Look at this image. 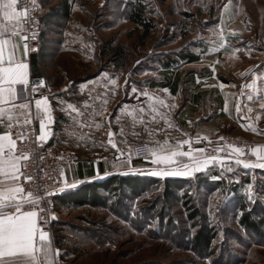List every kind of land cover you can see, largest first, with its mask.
<instances>
[{"label": "rangeland", "instance_id": "374dc122", "mask_svg": "<svg viewBox=\"0 0 264 264\" xmlns=\"http://www.w3.org/2000/svg\"><path fill=\"white\" fill-rule=\"evenodd\" d=\"M128 3L140 5L145 17L152 21V28L146 35L141 26L128 18L125 10ZM50 30L52 33L48 34L46 40L48 48L42 77L47 91L45 96L52 94L51 97L59 100V103L55 101L57 109L63 111L59 115L62 119L64 115L66 119V126L58 129L57 147L75 149L81 157L103 158L115 168H120L124 163L133 165L139 160L132 155V146L136 142H145L149 148H154L157 142L168 141L171 144L178 137L173 126L176 108L173 111L174 99L169 89L144 88V80H158L162 74L165 78L173 77L176 65L180 63L178 56L172 58V53L186 52L188 49L204 53V57L214 60L216 69L226 79L233 78L238 64L243 65L239 58L245 59L246 65L252 63V66L264 61V0H78L64 29L53 25ZM233 33L240 42L236 46L239 51H232L239 58L219 60L217 56L216 61L217 52L230 42L227 38L235 37ZM221 43L224 44L223 48L220 47ZM109 47L115 48L114 51L104 55ZM95 53L97 61L93 57ZM166 59L169 61L168 71L157 73V67L162 66ZM195 67V64H185L181 68L183 81ZM105 73L107 76L103 75ZM141 73L142 76H139ZM112 79L116 80V85L110 83ZM134 80L140 81L141 86L134 84ZM128 81L134 83L125 93V83ZM67 83H71L72 87L69 90L73 94L71 101L62 100L66 94L59 91V86ZM133 88L136 89L135 93L132 92ZM144 92L153 99L142 95ZM107 97L111 99L107 100ZM141 98L142 102L139 103ZM157 98L163 100L167 107L161 106ZM85 104L89 106L86 108ZM149 104L166 116L171 127L160 115L150 113ZM68 105L79 109L83 115L77 116ZM124 105H127L129 112L135 109L137 117L141 115L139 108L145 109L146 134L140 140L133 136L139 122L134 123L133 117L121 110ZM104 114L111 121L114 116V123L111 124L116 129L125 125V135L118 138L120 151L109 148L110 151L95 152L90 148L86 150L88 148L83 145H101L107 140L103 135L104 130H100L97 136L89 135L93 125L102 126L106 118H101ZM153 115L156 120H152ZM130 119L131 127H128ZM93 121L99 123L94 124ZM80 131L85 134H79ZM214 145L218 146L215 142ZM250 148H242L244 155H249ZM121 153L122 161H116V155ZM147 159H152L151 153L144 161ZM177 161L181 163L184 160L180 158ZM237 167L223 165V171L219 173L220 176L217 175L221 178L209 179L208 183L199 184L198 187L190 186L192 205L201 209L206 222L216 231L215 255H199L187 242L177 238L184 229L188 233L194 231V224L187 219L180 201L167 208V215L171 214L174 222L171 232L168 227L166 229L165 220L160 223L150 216L149 211L148 218L142 219L134 216L132 210L133 214L125 221L122 219L124 215L113 213L109 208L61 210L59 205L56 219L61 221H57L60 228H56L54 233L59 247L63 249L61 264H226L228 259V264H264V236L248 233L238 221L242 207L256 213L264 210V169L237 170ZM222 180L224 183H219ZM156 187L152 184L151 189ZM158 193H149L139 200L124 197L120 199L121 204L115 207L122 213L124 207L129 205L132 209L149 205ZM157 204L160 206V201ZM131 223L142 226L141 230H136ZM53 228L54 224L51 230ZM65 228L71 231L78 228L80 234L71 236V232ZM186 232L182 233L183 238Z\"/></svg>", "mask_w": 264, "mask_h": 264}, {"label": "crops", "instance_id": "0c3cea01", "mask_svg": "<svg viewBox=\"0 0 264 264\" xmlns=\"http://www.w3.org/2000/svg\"><path fill=\"white\" fill-rule=\"evenodd\" d=\"M63 0H36V3L39 8V13L42 19V32L41 37L44 39V43L41 45V49L36 52L29 53L27 56V62L30 66V77L40 75L43 76V66H44V60H45V54L47 52L46 47V40L49 33H52L50 30V27L53 25H56L59 29L63 30L64 26L69 22L72 10L74 8V5L77 4L78 0H66L68 4H70V15L68 18L61 20L59 18H56L55 16H51V13L54 9H57L60 7ZM3 22V21H0ZM55 31V29H53ZM235 37L227 38L230 40L226 47H224L220 52L216 54V61H218V57H220L219 60L222 59H229V58H239L235 55V53L232 51L233 49H236L239 45L237 40V35H233ZM235 40V42L233 41ZM237 46V47H236ZM184 52V51H183ZM178 52V53H172V58H175V56H178L179 59H177L180 63L177 64V68L174 71L173 77H166L162 74L161 79H147L144 80L145 87L151 86L155 88H161V89H169V91L172 94L173 97V105L172 107L175 116H174V123L173 126L175 130L177 131L178 137L174 139V142H172V145H175L179 141H183L186 139L192 140V146L194 148H205L206 155H219L221 157H227L228 152L222 151V152H215L213 151L216 146L214 145V140L220 136L223 135H239V136H245L248 139H252L255 141V145L252 146L248 153L249 155H243L239 157L242 160H245L247 162L255 163L257 161V156L252 153V149L260 147L264 149V61L258 62L255 64L254 70L248 75L244 76L245 71L249 68L250 64H245V59L239 58L240 61H242L243 65L238 64L236 68L234 69L233 78L226 79V77H223L221 75L222 73L218 72L216 69V65L214 64L213 59H209V57H204V53H195L194 50L188 49L186 52ZM17 55L19 56L20 53L18 52ZM218 56V57H217ZM93 57L96 59V53L93 54ZM177 57V58H178ZM98 59H96L97 61ZM95 61V60H94ZM163 62V61H162ZM185 62V63H183ZM169 61L168 59L165 60V63H162V66H158L156 71L157 73L159 71H168V65ZM185 64H195V68L191 69L189 73L187 74V77L185 80H182L181 75V68ZM252 66V63L251 65ZM100 71V70H97ZM93 75H91L92 77ZM139 76H142V73L139 74ZM87 78V77H86ZM87 80V79H85ZM256 81V88L259 89L257 92L256 89L247 88L244 87L247 84L252 83L253 81ZM81 82V81H79ZM135 82V83H134ZM134 82L128 81L127 85H125V93L128 90V87L131 86L132 83L137 84L141 86L139 83L140 81L134 80ZM71 84V83H70ZM70 84H63L60 85V93L66 94V96H62V100L65 99L66 101H71L72 93L69 92L71 85ZM131 92V90L129 89ZM252 95L253 99L248 100V96ZM52 94H50V97H48L50 102V110L51 114L54 118V123L49 125L51 130V135L49 140L47 141L48 149L51 153L56 152L60 148L57 146L59 145L57 141L59 140L58 135V129L64 128L66 126V119L63 116L60 117V112H63L62 109H57V103H59V100L54 99L51 97ZM111 99L110 97H107V100ZM130 100V99H128ZM56 101V102H55ZM131 101V100H130ZM19 102H26L24 99H20ZM110 102V101H109ZM142 102V98L139 99V103ZM115 104V103H114ZM237 105H239L240 110L237 111ZM115 107V106H114ZM225 108H227V111H225ZM60 110V111H59ZM127 109L124 110V112H129ZM32 111L35 112V106L34 102L32 103ZM63 114V113H62ZM103 116V117H102ZM101 118H106L103 121V124L100 127H96L93 125V129L90 130L91 136H97L99 135L100 130L103 131V135L107 137V140L104 141L103 144L97 145L96 143H85L83 144L85 148H88L86 150L95 151V152H103V151H110L109 148L112 151H117V149L112 148L110 144H108V132L111 131L114 133L112 136L113 141L116 143L117 148H119V141L118 138L121 135H125V125L123 127H120L119 129H116L114 126H112L111 122H113L114 116L112 121L108 118V115L104 114ZM110 116V115H109ZM129 119V118H128ZM145 121V120H144ZM114 123V122H113ZM248 124H251L256 131H252L250 129H247L246 126ZM38 135H39V121L34 120L32 124ZM128 127H131V119L128 123ZM137 127V123H136ZM147 127V122L141 124L138 123L137 130L133 133V136L137 139H142L145 136L144 128ZM89 132V131H88ZM81 135H84V131H80ZM131 134V133H129ZM200 137V140L197 141L196 138ZM204 137H207V139H203ZM94 140V139H92ZM211 142V143H209ZM164 143V141L161 142V144ZM225 147V146H221ZM62 148V147H61ZM188 146L184 145L183 150L187 151ZM102 149V150H101ZM75 150V149H74ZM246 154V153H245ZM178 158V157H177ZM183 158L184 161H182L180 164L188 163L189 160L187 157H179ZM235 156H233L230 159H225L223 164L220 163H214L209 165L207 169H205L203 172L204 174L210 175L212 178H218L220 176L219 173L223 171V165H230L234 166L236 165L234 160ZM150 159H147L146 161L139 159L138 161H135V164H128L124 163L120 166V168H115L114 166H109L107 161L103 158H95V157H86L82 156V160H80L76 164L67 165L65 167L64 172V188L57 194V196H61L69 191H72L79 187L80 185L88 182L93 181H99L103 180L106 177H108L111 174H137V175H151L152 171L157 170H171L172 168H175L177 165H168V164H152L150 162ZM138 163V164H136ZM237 170L243 168L242 165H238ZM200 173V172H196ZM193 173L192 175H194ZM190 175V176H192ZM219 175V176H217ZM174 175H168L164 177H172ZM187 176V177H190ZM185 177V176H183ZM220 178V177H219ZM65 181L67 182L65 184ZM56 196V197H57ZM57 207L60 205V209L66 210V209H78L81 207H92L97 209H106L104 207H94V206H80V207H73V206H67L59 203V201L56 198ZM59 209V211H61ZM61 222L60 219H55L53 222L54 228L49 231V239L51 242L52 249L59 250V255L56 257L55 264H61L62 258L61 254L63 252V249L59 247V244L57 243L54 230L56 228H60V225L57 226L58 222ZM66 231L68 230L65 228ZM58 230V229H57ZM71 232V236L74 235L77 237L80 232L78 228H75L74 231L68 230ZM58 232V231H56ZM57 236V235H56Z\"/></svg>", "mask_w": 264, "mask_h": 264}, {"label": "snow or ice", "instance_id": "6c2138e0", "mask_svg": "<svg viewBox=\"0 0 264 264\" xmlns=\"http://www.w3.org/2000/svg\"><path fill=\"white\" fill-rule=\"evenodd\" d=\"M35 4V0H31ZM227 7V6H225ZM0 264H55L59 250H53L49 239V233L44 230V218L39 213L45 211L40 208L45 196L55 195L54 191L45 192L41 196L39 189L37 192L26 190L25 184L32 181V176L27 175L24 169L30 159L31 152L21 148L18 142L23 143L29 139L28 129L34 120L39 121V135L36 136L38 145L47 143L50 138L51 130L49 125L54 123V118L50 110V102L47 96L35 98V93L39 87L44 86L41 80L39 85L32 84L30 86V66L27 62V56L32 50L29 47V36L26 35L27 29L25 24L29 21V9L27 6L21 8L18 0H0ZM234 35V33H233ZM35 38V34L32 35ZM223 48L224 44L221 43ZM234 51H239L235 49ZM20 53L18 56L17 53ZM139 63V62H138ZM107 76V74H103ZM112 85H116V80H110ZM244 87L256 89V81L245 85ZM26 95V102H19L20 92ZM165 91H167L165 89ZM135 93L136 89L133 88ZM142 95L152 100L153 97L149 93L144 92ZM248 100H252L249 95ZM161 106H165L163 100L157 98ZM34 102L35 112L32 111V103ZM106 104L107 101L105 100ZM89 105L85 104L87 108ZM77 116L83 114L72 105H68ZM264 107V105H262ZM127 109V105L122 106V111ZM150 113H157L165 123L171 127V123L167 120L163 113H158L156 107L149 104ZM237 105V111H239ZM227 111V108H225ZM141 115L136 116L134 109L127 114L133 117L134 123H145L143 114L144 108H139ZM119 121V117H117ZM152 120H156V116H152ZM82 123V122H81ZM97 124L96 127H100ZM247 129L256 131V129L248 124ZM21 129V131H15ZM30 131H35L30 129ZM114 133L108 132V144L112 148L117 149L116 143L112 136ZM151 135V133H149ZM203 139H207L204 137ZM223 139V138H221ZM197 141L200 137L196 138ZM211 143V142H209ZM187 145V151L183 150ZM213 151H227V157L219 155H206L205 148H194L192 140L186 139L177 142L175 145L157 142V146L149 148L151 153L152 164H168L177 165L171 170L152 171L154 176H190L193 173L204 171L209 165L214 163L223 164L225 159L235 156V164L242 165L243 168H260L264 169V149L257 147L252 149V153L257 156L255 163L247 162L239 157L244 155V150L232 144L225 147L217 146ZM123 154V153H121ZM187 157L189 162L180 164L176 158ZM231 171V168L228 169ZM63 176V173H61ZM67 182L65 181V184ZM54 218V217H53ZM46 223V221H44Z\"/></svg>", "mask_w": 264, "mask_h": 264}, {"label": "trees", "instance_id": "16d2710c", "mask_svg": "<svg viewBox=\"0 0 264 264\" xmlns=\"http://www.w3.org/2000/svg\"><path fill=\"white\" fill-rule=\"evenodd\" d=\"M125 10L128 12V18L143 28L144 35L151 30L152 21L145 17V12L140 5L128 3ZM70 12V4H68L66 0H63L60 7L52 11L51 16L64 20L69 17ZM40 43L38 51L41 49L42 43H44V39H42L41 35ZM114 49L110 47L106 48L103 54H110ZM209 179H212V177L203 172L195 173L190 177L111 174L103 180L84 183L76 189L61 196H57L56 198L59 203L67 206L80 207L89 205L109 208L113 213L124 215L122 216V219L125 221L129 219L131 216L130 214H133V211L134 216H139V218L142 219L146 218L147 212L149 211L151 214L150 216L156 218L160 223L165 220V227L166 229L168 227V231L170 232L174 229V227H172L174 222L172 215H167V212L169 211L167 208L180 201L183 208L186 210L187 219L194 224V231L188 233L184 229L180 231L181 234L178 233L177 238H181L185 243L187 242L189 247L197 254L205 255L204 257H207L208 255H215L214 242L216 240V231L213 226L206 222V218L203 216L201 209L192 205V199L190 197L192 189L190 186L193 187V185H195L198 187L199 184L208 183L210 181ZM219 183L222 184L224 181L222 180ZM152 184H155L158 187L151 189ZM158 191L160 193L153 197L154 201L149 205H140L134 209L129 205L130 207H124V213H121L119 209L115 207L121 204L120 199H123L124 197H127V199L131 198V200H139L144 199L149 193ZM157 201H160V206L157 204ZM241 212L238 221L243 229L254 236H264V210L260 213H256L254 210L246 211V208L242 207ZM131 225L135 229L138 228L141 230L142 226L137 224L133 225L132 223ZM118 232L119 231H117V234ZM184 232H186V235L183 238L182 236ZM229 262L228 259L226 264Z\"/></svg>", "mask_w": 264, "mask_h": 264}, {"label": "built area", "instance_id": "2783aa9c", "mask_svg": "<svg viewBox=\"0 0 264 264\" xmlns=\"http://www.w3.org/2000/svg\"><path fill=\"white\" fill-rule=\"evenodd\" d=\"M18 3L21 8L27 6L29 9V21L24 25L27 29L25 34L29 36V40L27 42L30 49H32L29 53L36 52L39 49L40 35L43 25L38 5L36 0L34 5L31 0H18ZM33 34H35L34 39L32 38ZM254 67L255 66H250L245 71V76H248L254 70ZM41 80H44L42 76H31L29 87H31L32 84L39 85ZM46 92L45 85L43 87H39L38 92L35 93V98L45 96L47 94ZM25 95L26 94L23 91L20 92L21 99H24ZM30 129H34L35 131H30ZM15 131H21V129H15L14 133ZM24 131H28L29 139L23 143L18 142V144L24 150L31 152L30 159L27 162V167L24 171L27 175H30L33 178L31 182L24 185L26 190H30L35 193L39 189L41 196H44L46 191H54L56 193L55 195L45 196L42 203L39 205L40 208L45 210L39 213V215L44 218V221H46V223L42 221L44 230L49 231L57 217L58 211L56 196L64 188L65 167L67 165L78 163L82 160V157L76 150L69 147H63L56 152L51 153L48 149L47 143L38 145L36 141L38 133L33 125H30L29 128L24 129ZM214 142L223 146L232 144L240 148H250L255 145V141L252 139L242 136L229 135L218 137L214 140ZM149 153V146L145 142H136L132 146V155L136 159L144 160L148 158ZM122 159V154L116 155V161H122ZM61 173H63V176Z\"/></svg>", "mask_w": 264, "mask_h": 264}]
</instances>
